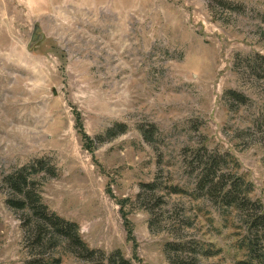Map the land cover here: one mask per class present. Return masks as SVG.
<instances>
[{
    "label": "rangeland",
    "instance_id": "374dc122",
    "mask_svg": "<svg viewBox=\"0 0 264 264\" xmlns=\"http://www.w3.org/2000/svg\"><path fill=\"white\" fill-rule=\"evenodd\" d=\"M263 57L264 0H0V264H98L64 244L36 247L25 213L6 205L4 178L42 158L36 189L91 248L133 264H171L170 242L196 264L243 259L208 198L161 189L188 185L193 150L229 152L264 205ZM117 123L127 130L110 137ZM154 181L152 196L141 185ZM193 241L220 252L196 256Z\"/></svg>",
    "mask_w": 264,
    "mask_h": 264
},
{
    "label": "trees",
    "instance_id": "16d2710c",
    "mask_svg": "<svg viewBox=\"0 0 264 264\" xmlns=\"http://www.w3.org/2000/svg\"><path fill=\"white\" fill-rule=\"evenodd\" d=\"M262 77H264V70ZM227 95L233 96L242 104L247 101L244 95L233 90H229ZM83 130V126L80 125L84 148L92 151L95 141ZM126 130L125 124L117 123L106 134L114 137L117 134H124ZM141 131L147 138V130L142 129ZM101 139L100 137L97 140ZM203 151L204 153H202ZM192 152L194 157L189 165L196 164V166L192 167V173H189L191 182L189 181L187 186L166 185L161 190L167 195H187L195 202L208 198L217 207L219 217L224 218L227 222L230 219L238 230L239 239L235 246L243 252L244 258L237 260L236 264H264V205L259 199L252 198L254 185L248 181L246 175L238 173L240 167L238 159L229 152L212 151L209 153L203 148L195 149ZM47 163V159H36L4 178L12 192V197L6 200V205L25 213L24 234L26 239L33 241V245L36 247H43L50 243V245L64 244L85 260L92 262L96 260L98 264H133L121 250L107 254L105 251L91 248L83 240L80 225L77 222L63 218L45 204L40 191L35 187L36 182L33 178L46 170ZM51 169L55 176V166H52ZM192 179H194L193 190L188 187L192 185ZM141 187L152 196H155L161 188L156 181L142 184ZM126 202L127 199L117 200L128 232L127 240L134 243V255L135 258H138L132 223L125 211ZM202 206H199V209ZM184 223L190 225L186 221ZM193 243L195 245V241ZM202 246L198 248L197 244L195 245L193 250L197 253L196 256L210 258L220 252L213 246L206 248L204 243ZM183 248L184 245L181 243H167L165 249L169 262L171 264H196L195 260L180 259L177 253ZM196 258L198 259V257ZM32 262L35 264H60L58 259L52 258L46 261L34 257Z\"/></svg>",
    "mask_w": 264,
    "mask_h": 264
}]
</instances>
